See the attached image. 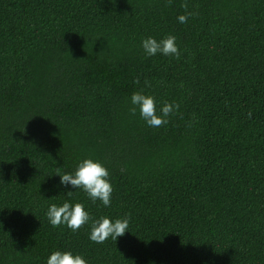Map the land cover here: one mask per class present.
<instances>
[{"label":"trees","instance_id":"1","mask_svg":"<svg viewBox=\"0 0 264 264\" xmlns=\"http://www.w3.org/2000/svg\"><path fill=\"white\" fill-rule=\"evenodd\" d=\"M168 35L179 59L146 55ZM134 92L179 108L149 127ZM85 159L108 170L110 206L61 184ZM64 202L89 213L76 232L48 220ZM129 214L116 241L89 239ZM54 251L264 264V0H0V264Z\"/></svg>","mask_w":264,"mask_h":264},{"label":"clouds","instance_id":"2","mask_svg":"<svg viewBox=\"0 0 264 264\" xmlns=\"http://www.w3.org/2000/svg\"><path fill=\"white\" fill-rule=\"evenodd\" d=\"M168 2L170 5L171 0ZM181 6L185 9L186 14L178 16V21L186 23L194 13L187 12V3ZM142 48L147 56H155L159 53L179 59L181 55L176 44V37L173 35H168L160 41L148 37L142 41ZM135 82L139 83L138 80ZM131 104L130 114L135 116L139 109L141 118L149 127L153 128L166 125L169 122L167 118L179 108L178 104L165 102L158 114L155 98L145 95L143 92H134L131 96ZM57 175L60 177L62 185L70 184L74 189L83 190L93 202L99 200L105 207L110 206L113 187L108 179V170L100 162L85 159L78 164L74 174ZM67 195L71 197L73 192H68ZM47 217L53 227L66 225L73 232L78 231L90 221L89 213L85 211L82 203L73 205L64 202L62 206L52 204L48 209ZM129 220L130 214L123 219L115 220V222L108 217L93 220L89 239L98 244L104 243L109 237L116 241L118 237H122L128 232ZM47 264H88V262L82 256L73 255L70 251H54L49 256Z\"/></svg>","mask_w":264,"mask_h":264}]
</instances>
